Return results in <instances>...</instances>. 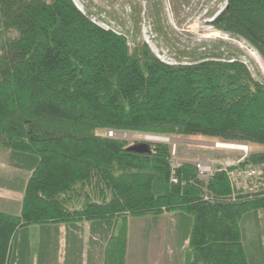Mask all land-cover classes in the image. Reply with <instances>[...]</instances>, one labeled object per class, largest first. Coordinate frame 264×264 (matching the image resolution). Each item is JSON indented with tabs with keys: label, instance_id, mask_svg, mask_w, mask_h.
Segmentation results:
<instances>
[{
	"label": "trees",
	"instance_id": "trees-1",
	"mask_svg": "<svg viewBox=\"0 0 264 264\" xmlns=\"http://www.w3.org/2000/svg\"><path fill=\"white\" fill-rule=\"evenodd\" d=\"M211 26L264 62V0H227ZM220 45L167 65L72 0H0V159L25 174L0 178L20 197L1 202L0 264L33 263V229L35 264H127L129 219L156 226L165 214L177 218L178 264H264V151L203 179L169 144L117 138L264 147V82ZM249 170L261 174L248 189L229 177Z\"/></svg>",
	"mask_w": 264,
	"mask_h": 264
},
{
	"label": "rangeland",
	"instance_id": "rangeland-1",
	"mask_svg": "<svg viewBox=\"0 0 264 264\" xmlns=\"http://www.w3.org/2000/svg\"><path fill=\"white\" fill-rule=\"evenodd\" d=\"M74 1L93 23L105 30L124 35L131 48L138 42L146 44L152 53L167 65L192 64L195 59L200 58L199 56L217 53L216 44L223 43L225 45H220L218 48L225 60L232 56L233 50L239 52L240 54L236 53V55H240V60L249 69L253 78L264 82L263 64L256 63L250 56L259 54L243 40L218 32L210 23L208 24L224 11L227 0ZM133 6L141 8L139 19L134 20ZM212 11H215V14L210 16ZM98 134L105 135V132L98 131ZM109 136L114 138L118 136L119 140L130 143L147 141L169 144L175 164H193L200 174L201 165H211V170L214 172L219 167L229 168L227 163L236 165L250 153L264 151V147L260 146L224 143L204 137L166 138L142 134L117 136L109 134ZM216 145L224 147L219 148ZM3 166L0 159V178L7 174L17 177L25 176L22 172ZM19 198L14 193L0 189V207H5L1 202ZM176 221L177 218L173 214L161 216L156 226L151 223V217L130 218L127 264H178L179 237L176 235ZM36 231L33 229L32 233L35 250L38 243ZM60 259L63 261V258Z\"/></svg>",
	"mask_w": 264,
	"mask_h": 264
},
{
	"label": "built area",
	"instance_id": "built-area-1",
	"mask_svg": "<svg viewBox=\"0 0 264 264\" xmlns=\"http://www.w3.org/2000/svg\"><path fill=\"white\" fill-rule=\"evenodd\" d=\"M81 11H82V9H81ZM214 19H215V17H214ZM214 19L210 20L208 22V24L209 23L211 24L214 21ZM110 134H112V133H110ZM226 165H227V167H233V165L235 166V163L233 165H231L230 163H227ZM210 166L201 165L202 172L200 174V171H199L200 178L206 179V178L210 177L213 174ZM260 174H261L260 172L249 170V171H245V172L242 171V172H239V173H236V174L235 173H229V177H230L231 181L236 184L237 187L248 189L249 187H247L248 186L247 185V180H249L252 177L258 176Z\"/></svg>",
	"mask_w": 264,
	"mask_h": 264
},
{
	"label": "bare ground",
	"instance_id": "bare-ground-1",
	"mask_svg": "<svg viewBox=\"0 0 264 264\" xmlns=\"http://www.w3.org/2000/svg\"><path fill=\"white\" fill-rule=\"evenodd\" d=\"M78 6V5H77ZM79 7V6H78ZM83 11V10H82ZM251 56V58H253V60H255L256 61V63H259V62H261L262 64H263V67H264V62H263V60H262V58L258 55H254V54H251L250 55ZM264 70V69H263ZM216 147H219V148H221V147H224V146H222V145H216ZM227 148V147H226ZM231 148V147H230Z\"/></svg>",
	"mask_w": 264,
	"mask_h": 264
},
{
	"label": "crops",
	"instance_id": "crops-1",
	"mask_svg": "<svg viewBox=\"0 0 264 264\" xmlns=\"http://www.w3.org/2000/svg\"><path fill=\"white\" fill-rule=\"evenodd\" d=\"M152 224H153V220H152V222H151ZM154 225V224H153ZM36 247V250L34 249V247H33V237H32V254H33V264H35V262H36V254H37V246H35Z\"/></svg>",
	"mask_w": 264,
	"mask_h": 264
},
{
	"label": "water",
	"instance_id": "water-1",
	"mask_svg": "<svg viewBox=\"0 0 264 264\" xmlns=\"http://www.w3.org/2000/svg\"><path fill=\"white\" fill-rule=\"evenodd\" d=\"M132 150H134V151H140L139 149H137V148H135V149H132Z\"/></svg>",
	"mask_w": 264,
	"mask_h": 264
}]
</instances>
